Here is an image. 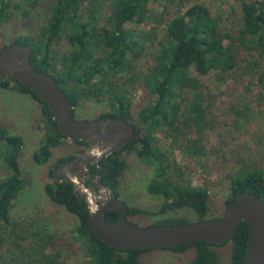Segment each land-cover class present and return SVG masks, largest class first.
Instances as JSON below:
<instances>
[{
    "label": "trees",
    "instance_id": "1",
    "mask_svg": "<svg viewBox=\"0 0 264 264\" xmlns=\"http://www.w3.org/2000/svg\"><path fill=\"white\" fill-rule=\"evenodd\" d=\"M12 2L13 0H0V25L8 22L14 14L9 11ZM93 2L94 0H51L50 17L39 35L36 38L17 37L10 45L24 44L33 49L32 63L35 69L40 74L55 77L73 107L75 118L77 110L85 104L107 103L109 110L97 119H124L135 128L134 139L124 148L102 159L98 166L87 167L93 179L101 178L103 185L120 199L121 179L128 168L123 152L136 151L142 161L155 167L156 177L150 182L149 192L164 197L166 209L191 206L194 212L201 214L209 195L208 190L184 183V174L177 168L179 175L170 177L171 165L166 164V155L153 147L155 133L159 127L164 126L175 132L173 137L177 144V138L185 135L183 129L194 127L197 128L199 138L188 140L186 150L192 156H197L204 149L200 145L204 130L202 125L206 123L203 78L214 71L221 78H234L243 69L241 63L247 52H258L264 58V0L242 2V15L236 31L222 27V21L203 3H195L185 12L179 11L167 21L166 37L163 42H159L154 64L141 75L135 71V61L142 54L141 44H145L151 34H140L127 26L131 23L143 25L155 18L148 7L150 0H115L108 17L93 7ZM38 5L37 1L31 0L30 10H24L22 6L20 10L27 17L28 12L32 13ZM18 8V4L13 6L15 10ZM101 21H109L110 24L106 27ZM156 22L165 23L162 19ZM63 34H66L73 50L69 55L59 58L54 47ZM256 66L258 64H251V68L256 69ZM191 69H194L198 77L192 76ZM121 74L124 76L120 77ZM140 87L150 92L154 102L133 122V95ZM262 87L264 89V82ZM0 88H15L30 95L40 106L45 133L34 161L37 164L48 163L53 156L52 150L69 139L60 132L47 102L11 77H0ZM73 143L85 149L89 147V143L85 141L73 140ZM23 147V138L0 122V152L4 150L3 161L11 173L0 181V264H3V231L11 223V211L16 200L28 185L20 165ZM81 152L83 151L79 154ZM75 158L76 156H69L60 159L55 170H51V177L54 179L55 171ZM93 179H87L89 186L94 185ZM230 189L227 208L241 192L254 193L264 200V168L245 167L239 170L231 176ZM45 192L57 206L65 208L77 218V240L90 258L89 264H144L140 261V255L149 251H121L96 237L90 225L87 204L76 195L73 184L55 180L54 185H46ZM127 207L128 218L149 214L148 211L129 205ZM120 218L121 213L118 211H107L105 215L106 221L110 223H117ZM204 220L216 219L200 216L199 221ZM183 223L188 221H160L152 225ZM228 244L232 245L231 263L243 264L249 245V228L245 222L225 245ZM215 248L216 246L198 242L162 249L177 253L195 249L196 254L191 264H218L220 254ZM33 250L36 259L32 257L31 263H51L43 245H36Z\"/></svg>",
    "mask_w": 264,
    "mask_h": 264
},
{
    "label": "rangeland",
    "instance_id": "2",
    "mask_svg": "<svg viewBox=\"0 0 264 264\" xmlns=\"http://www.w3.org/2000/svg\"><path fill=\"white\" fill-rule=\"evenodd\" d=\"M34 1L39 5L32 13L28 12L29 16L26 17L20 7L30 10L31 0H13L9 11L14 14L8 22L0 25V51L17 37L36 38L39 35L50 17L51 0ZM114 1L94 0L93 7L108 17ZM243 1L150 0L148 7L155 18L143 25L131 23L127 26L140 34H151L145 44H141L142 54L135 61V71L141 75L154 64L159 42H163L166 37L167 21L179 11L185 12L195 3H203L222 21V27L236 31L240 24ZM17 4L19 8L13 9ZM161 19L165 23L156 22ZM101 22L106 27L110 24L109 21ZM54 48L59 58L69 55L73 50L66 34H63ZM252 63L258 64L256 69L251 68ZM241 65L243 69L234 78H221L217 71L203 78L206 123L202 125L204 130L200 142L204 149L197 156H192L186 150L188 140L199 138L197 128L183 129L185 135L177 138V144L173 135L175 132L170 129L161 126L155 133L153 147L166 155V164L171 165L170 177H177L178 170H181L184 183L208 190L209 195L202 213L194 212L191 206L166 209L165 198L149 192L150 182L156 177L155 167L142 161L136 151L126 150L123 158L126 159L128 168L121 179L120 199L130 207L149 213L130 217L132 223L148 227L160 221L186 220L193 223L199 221L200 216L205 219L223 218L227 212L226 202L231 195V176L245 167L264 168V58L258 52H247ZM191 73L198 77L194 69H191ZM153 102L154 98L148 90L138 88L133 95L132 121L136 122L140 113ZM108 110L107 103L85 104L77 110V119L97 120ZM0 122L24 140L20 165L28 183L11 211V223L3 231V264H37L30 262L32 257L36 259L33 254L36 245L46 248V253L51 258L50 264H89L91 260L77 240V218L65 208L57 206L45 192L47 184L55 183L50 172L55 170L59 160L78 156L80 151L87 149L67 140L52 150L53 156L48 163L37 164L34 156L39 152L45 133L41 109L30 95L15 88H0ZM3 153L4 150L0 152V181L11 175L3 161ZM215 250L220 254L218 264H232L231 244L216 247ZM195 254V249L185 253L156 249L142 253L140 261L144 264H191Z\"/></svg>",
    "mask_w": 264,
    "mask_h": 264
},
{
    "label": "water",
    "instance_id": "3",
    "mask_svg": "<svg viewBox=\"0 0 264 264\" xmlns=\"http://www.w3.org/2000/svg\"><path fill=\"white\" fill-rule=\"evenodd\" d=\"M33 55V49L24 44L4 48L0 52V77H11L41 96L67 139L89 143L87 150L55 171L54 179L75 186L76 195L87 204L90 225L100 241L121 251H152L198 242L220 247L245 222L249 228V245L243 264H264V200L248 191L239 193L220 219L148 227L130 222L126 203L104 186L101 178L95 181L87 167L98 166L102 159L124 148L134 139L135 128L124 119L75 118L73 107L57 80L50 74L37 72ZM87 179H93L95 186H89ZM107 211L120 212V220L107 222Z\"/></svg>",
    "mask_w": 264,
    "mask_h": 264
},
{
    "label": "flooded vegetation",
    "instance_id": "4",
    "mask_svg": "<svg viewBox=\"0 0 264 264\" xmlns=\"http://www.w3.org/2000/svg\"><path fill=\"white\" fill-rule=\"evenodd\" d=\"M62 165H63V164H62ZM62 165H61V166H62ZM61 166H60V167H61ZM60 167H59V168H60ZM57 170H58V169H57ZM94 186H95V183H94V185H93V186H91V187H94Z\"/></svg>",
    "mask_w": 264,
    "mask_h": 264
}]
</instances>
